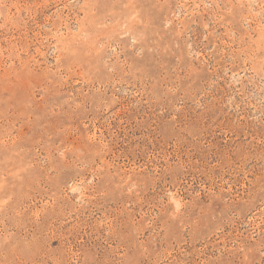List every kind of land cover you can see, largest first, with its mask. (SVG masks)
Masks as SVG:
<instances>
[{
    "label": "rangeland",
    "instance_id": "374dc122",
    "mask_svg": "<svg viewBox=\"0 0 264 264\" xmlns=\"http://www.w3.org/2000/svg\"><path fill=\"white\" fill-rule=\"evenodd\" d=\"M0 264H264V0H0Z\"/></svg>",
    "mask_w": 264,
    "mask_h": 264
}]
</instances>
